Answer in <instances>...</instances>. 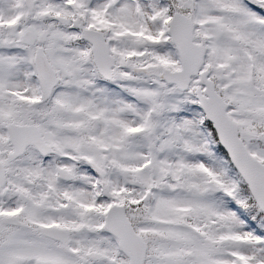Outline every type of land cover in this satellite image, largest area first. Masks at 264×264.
Listing matches in <instances>:
<instances>
[{
  "label": "snow or ice",
  "instance_id": "6c2138e0",
  "mask_svg": "<svg viewBox=\"0 0 264 264\" xmlns=\"http://www.w3.org/2000/svg\"><path fill=\"white\" fill-rule=\"evenodd\" d=\"M0 264H264V0H0Z\"/></svg>",
  "mask_w": 264,
  "mask_h": 264
}]
</instances>
